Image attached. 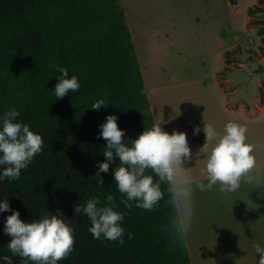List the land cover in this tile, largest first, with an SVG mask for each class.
Wrapping results in <instances>:
<instances>
[{"label": "trees", "instance_id": "trees-1", "mask_svg": "<svg viewBox=\"0 0 264 264\" xmlns=\"http://www.w3.org/2000/svg\"><path fill=\"white\" fill-rule=\"evenodd\" d=\"M57 63L80 82L77 92L59 99L52 90L60 75ZM98 98L109 104L91 109ZM9 105L44 144L17 180L0 182V199L23 222L59 210L73 225V251L58 264H192L185 240L169 247L171 210L164 200L152 211L120 204L113 179L118 160L100 174L102 186L94 179L97 162L106 159V141L97 139L106 116L118 117L125 143L156 124L120 0H0V112ZM107 191L117 196V210L127 213L123 245L93 238L88 218L74 211L92 196L103 201ZM11 214L0 213L2 255H10L11 237L3 227ZM12 259L19 264L21 258Z\"/></svg>", "mask_w": 264, "mask_h": 264}, {"label": "rangeland", "instance_id": "rangeland-1", "mask_svg": "<svg viewBox=\"0 0 264 264\" xmlns=\"http://www.w3.org/2000/svg\"><path fill=\"white\" fill-rule=\"evenodd\" d=\"M120 2L155 122L169 134H187L194 183H207L201 171L205 135L193 134L203 120L219 132L229 120L245 125L247 142L264 170V2ZM251 190L244 184L230 193L219 185L194 190V219L185 238L192 264L258 259L253 244L264 246V199L257 193L264 188Z\"/></svg>", "mask_w": 264, "mask_h": 264}, {"label": "clouds", "instance_id": "clouds-1", "mask_svg": "<svg viewBox=\"0 0 264 264\" xmlns=\"http://www.w3.org/2000/svg\"><path fill=\"white\" fill-rule=\"evenodd\" d=\"M54 67L60 73L52 89L56 99L77 92L79 77L70 76L68 68L62 64ZM108 104L105 98H98L91 109L99 110ZM19 116L14 105L0 112V182L6 178L9 182L17 180L21 171L43 152L42 135L31 130L29 124L18 119ZM117 119L115 115H108L100 125L97 139L103 137L106 141L103 148L106 159L97 162L94 179L102 186L104 180L100 174L107 173L110 165L118 160L113 179L124 208L135 206L152 211L164 200L171 210L166 228L169 247L183 244L191 231L195 189L205 191L219 185L221 191L230 193L239 190L242 184L249 186L251 191L264 188V170L257 164L254 146L247 142V127L243 124L229 120L219 132L213 124L203 120L202 129L200 126L193 129L194 135L201 131L205 135L206 142L201 150L206 155L201 171L207 180V183H194L193 167L188 166L192 152L186 133L173 130L169 134L162 130L161 124H153L125 143L122 139L125 133L118 128ZM257 196L264 199V192ZM116 200L117 196L107 191L103 201L92 196L75 204L74 211L88 218L90 227L87 230L93 238L118 241L123 245L127 231L123 221L127 213L117 210ZM4 212L12 213L6 217L3 227V232L11 237L7 245L10 255L0 254V260L6 264H13L12 258L16 256L21 258L19 264H58L73 251L74 227L59 210L54 215L45 211L39 218L26 223L20 219L19 211L11 209L8 200L3 198L0 199V213ZM127 238L133 239V234L128 232ZM253 247L259 254L256 264H264V246L255 243Z\"/></svg>", "mask_w": 264, "mask_h": 264}, {"label": "crops", "instance_id": "crops-1", "mask_svg": "<svg viewBox=\"0 0 264 264\" xmlns=\"http://www.w3.org/2000/svg\"><path fill=\"white\" fill-rule=\"evenodd\" d=\"M239 250V249H238ZM237 250V251H238ZM236 251V252H237ZM257 260H259V256H258V259ZM247 262H249L250 264H256V260L252 257V256H249V259H248V261Z\"/></svg>", "mask_w": 264, "mask_h": 264}, {"label": "water", "instance_id": "water-1", "mask_svg": "<svg viewBox=\"0 0 264 264\" xmlns=\"http://www.w3.org/2000/svg\"><path fill=\"white\" fill-rule=\"evenodd\" d=\"M2 263H6L5 261H3V260H0V264H2Z\"/></svg>", "mask_w": 264, "mask_h": 264}]
</instances>
